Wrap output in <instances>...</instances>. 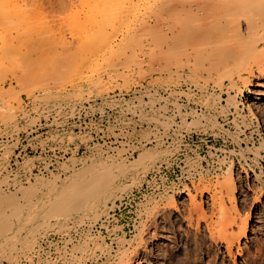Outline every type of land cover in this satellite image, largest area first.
<instances>
[{
    "label": "rangeland",
    "instance_id": "1",
    "mask_svg": "<svg viewBox=\"0 0 264 264\" xmlns=\"http://www.w3.org/2000/svg\"><path fill=\"white\" fill-rule=\"evenodd\" d=\"M174 1L0 0V135L16 130L21 110L70 109L55 92L67 90L81 78L89 80L97 75L102 81L99 80V85L96 83L100 87L97 86L98 93L85 95L73 105L111 90L130 97L129 103L123 104V117L115 128L119 132L116 139L95 143L81 157H70L56 171L47 174L24 175L32 166V156L23 158L7 173L1 172L0 162V193L17 194L18 188L39 181V177L52 180L53 175H58V181L70 172L62 164L79 166L96 155L118 156V159L112 158L116 162L124 157L122 160L128 162L136 159L138 152L149 150L155 154L147 167H142L144 170H126V174L118 175V183L125 188L116 194L137 191L136 206L140 215L131 236L116 235L117 247L104 264H115L120 248L126 249L130 264H180L186 253L190 262L195 259L203 264L208 258L213 259L214 264H264V41L256 38L262 34V24L259 23L247 38L245 20L240 18V29L250 40L245 42L243 37L226 46L229 52L237 54L232 59L236 64L232 78L217 81L208 75L209 68L218 64L215 59L220 47L215 39L211 44L210 40L209 44L206 40L197 43L204 48H194L193 44V49L190 45L186 50H179L170 45V35L175 30L171 32L169 25L174 17L171 18L169 8ZM195 2L199 0L190 4L191 9L198 7L195 8ZM181 13L174 15L178 17ZM230 31L227 33H236ZM129 33L133 39L126 43L123 39ZM155 35L164 39L166 35L167 39L165 42L161 39L158 46L153 41ZM119 44L135 62H126L130 64L129 69L123 67L127 64L121 65L123 69L117 65L123 75L127 72L125 79L107 60L120 53ZM195 49H209L211 54L195 56L191 53ZM103 82L107 83L106 87H101ZM44 99L53 106L43 104ZM247 102L259 115L258 124L244 110ZM132 149L134 155L129 157L127 151ZM228 173L234 187L232 194H226L219 187ZM213 190L221 195L217 201L223 202L225 214L236 218L232 226L228 220L220 221L213 230L236 233V221L249 217L245 233L231 246L233 256L227 255L223 238L216 236L214 240L208 236L207 223L218 215L212 204ZM37 192L36 195L45 193L46 187H39ZM109 202L107 200L106 206ZM53 227L42 233L61 231ZM138 232L140 238L134 236ZM88 234L98 247L86 253L75 246L77 255L89 258L99 250L110 256L103 236ZM42 235H37V243ZM82 238L83 233L77 243L82 242ZM22 250L0 247V264H38L39 258L29 261ZM15 257L18 263L12 261ZM47 264L56 263L50 259Z\"/></svg>",
    "mask_w": 264,
    "mask_h": 264
},
{
    "label": "bare ground",
    "instance_id": "2",
    "mask_svg": "<svg viewBox=\"0 0 264 264\" xmlns=\"http://www.w3.org/2000/svg\"><path fill=\"white\" fill-rule=\"evenodd\" d=\"M193 1L194 0L192 1L191 0H175L172 3L170 2L169 10L171 13L168 10H166L168 11V14L166 15L169 16V13H170L171 18L172 16H174L172 19L169 18L171 19V23L169 25L171 27V32L173 30H175L176 32L175 33L173 31L174 33H171L170 35V37L172 38V42H170L171 43L170 45L172 47L177 46L176 49H179V50H186V48L190 45H191L190 46L191 48L193 47L192 46L193 44H195L194 48L196 46L202 47L201 42L206 40L205 41L206 44L207 43L209 44V40H210V44H211V41L215 39V41L218 43L220 47L218 48L215 45L218 48L216 51L217 53L216 56L218 58L215 57L216 58L215 61H217L218 64L209 68L208 75L212 77V79H215L217 81H220L221 78L223 77L230 79L232 78V69L235 67V64H236V61L232 62V59H234V57H236L237 54L229 52L226 46L230 44V42L232 41H235V40L239 41L240 39H243V37L245 36L244 33H242L243 31L240 29L241 28L240 18L245 20V24H246L245 27L247 28L246 36L256 31L254 30V28H256V26H258L259 23H261L262 27L260 29H261L262 34L261 36L259 37L257 36L256 38L260 40L263 39L264 41V0H199V3L195 2V4L197 3L195 5V8L197 6L199 8L197 7L195 10L192 8L195 12H193L190 7V4L192 5ZM159 6L161 7L162 5L159 4ZM162 7H164L163 9H165L164 5ZM179 11H182L181 15H178V17L177 15L175 16L174 13L178 14ZM168 16H166V18ZM154 19L156 21V18ZM126 22L127 20L125 21V23ZM212 26L215 28L212 29L211 28ZM153 30L154 29H152V35L155 34L154 33L155 30L154 31ZM230 30H233L236 33L235 34L227 33V31H230ZM130 34L131 33L128 34L127 36L128 38L126 37L125 39H123L125 34L121 38L123 40H126L125 41L126 43L131 42L133 38L131 37ZM164 37L165 39H167L166 35ZM161 39L162 41L164 40V42L166 41L161 35L154 37L153 41H155L156 44L159 46L161 44ZM258 39L256 40V43ZM247 40L248 39H246L245 42H247ZM245 42H243V44ZM197 43H201L200 46L197 45ZM120 45L121 44H119V46ZM207 46L209 48L212 45L211 46L207 45ZM110 47L112 49V46ZM204 47L205 46L203 45L202 48ZM118 51H120L118 55L116 56L112 55V57H115L114 59L110 57L107 60L109 61L111 66L114 67L113 69L116 70V72L120 70V73H121L122 72L121 69H123L121 67L122 64L128 65L129 63H126L127 61L128 62L131 61V63L133 62L132 64H134L135 62L129 59L130 56L125 52V49L122 48L121 46L118 48ZM191 53L195 56L202 55L205 57L210 56L211 54V52H209V49L206 51L203 49H199V50L195 49ZM121 57H123V60H121ZM229 58L231 60H228ZM229 62H232V65H231L232 68L228 67L230 65L228 64ZM117 65L118 66L120 65L119 67H121V69L118 68ZM127 65L125 66L122 65V66L127 67V69H129L130 64L128 66ZM124 69L126 70V68ZM110 72H114V71H110ZM116 72H114L115 75H116ZM126 73L125 75L121 73L124 79L128 77ZM101 76H104V75L102 74ZM29 77L27 78V81ZM100 78L97 75H95V77H90L89 80H87L86 78H81V80H78L76 83L71 84L67 88V90L65 91L57 90L55 93L60 96L61 102L63 101L67 106L72 108L74 106L73 105L74 102L77 101L78 99H81L85 95L89 96L90 94H92V92H94L95 94L98 93V88H100L98 86L99 85L98 83H99V80L102 81ZM30 80H32V78H30ZM107 81L109 82L110 80H107ZM107 81H104V82H107ZM62 82H64V80H62ZM106 84L104 83V85L103 86L101 85V87H106ZM39 86H42V85L39 84ZM50 86H52V84H50ZM230 99L233 100V97L230 96ZM47 101L49 100L47 99L42 100L43 104L47 103V105L51 107L52 103L49 104ZM244 110L247 112V114L250 115L252 121L256 120L257 122H260L259 115L248 102L245 103ZM3 115H6V114H3ZM4 118L9 120L11 117L10 118L4 117ZM4 118H2V121ZM148 151L142 150L138 152L139 153L138 157L128 162H125L124 160H122L124 157L122 159L120 157L119 160L121 161V163H118L119 160H117L118 162L114 161V159L117 158L118 156L117 157L108 156L104 158L103 156L101 157L100 155H96V156L91 157L88 162L87 160H85L86 162L85 161L82 162V164L79 166L73 165L72 167H69L66 164H62V167L70 170V172L64 178L58 179V181L56 179L58 178V175H53L54 179L52 180H45L46 177H39L38 178L40 179L39 181H36L34 183L30 182L29 185L26 187H23L20 185L21 187L19 186L20 188H18L17 194H12L10 192H7L9 193L7 194L5 193L6 191H2L0 193V236L2 237V240H0V247H5L7 248V250L9 247L11 251L20 250L23 248L22 253L24 257L27 260L32 261L31 252L36 248V245L38 244L36 241L37 235H40V234L42 235L43 234L42 232L45 231L46 228L54 226V227H57L56 228L57 230L63 231L65 228L69 227V225L67 224L68 221L76 222V220L83 221L84 219H87L89 221L96 220L99 214L104 213L106 209L107 200L112 201L115 197L118 196L116 194L117 193L116 191H120L125 188V185L122 186V184L118 183V175L125 173L126 170L136 171L139 168L144 170V168L142 167L146 168L148 165L147 162L152 160L154 158L153 153L155 154V152L151 154ZM230 175L231 174L229 173L225 176L223 175L224 177L219 186L221 190H223L226 194H232L233 189H234L232 178ZM42 186L46 187V192L41 195H36V192L38 191L39 187H42ZM15 192L16 191H14V193ZM212 193L213 194L211 197H213V203H212L213 208L215 206V208L217 209L218 215L215 220L209 221L207 223L208 230H209L208 236L212 239L214 238L216 239V236L223 238L225 240L224 246H225L227 255L233 256L231 246L233 245L234 240L238 239V237L240 236H243V234L245 233L246 227L248 225L249 217H244L242 220L239 219L240 221L238 220L236 221L237 222V224L235 225L236 231H237L236 233H232V231L231 232H220V230H213L214 227H217L216 224H218V222L220 221L228 220V223L230 222L229 225L231 224L232 226L233 222H235L234 221L235 217H232V216L230 217L229 213L225 214L227 210L224 209L225 207L223 205V202L221 200L217 201L221 195H216L217 193L216 191ZM230 198L231 196L229 197V199ZM196 205H198V203ZM199 206H201V204ZM232 208L235 212H237V208L235 204L232 205ZM15 221H16V224L13 223ZM195 231H197V228ZM216 232H219V233H216ZM139 234L140 233L138 232L134 236H139ZM150 237L151 238L155 237V234L152 233ZM199 242H201V240ZM75 246L76 247L80 246L81 250L83 249L86 251V253H90L93 251L94 248L98 247V244L92 238V236L89 235L87 231H85L83 233L82 242L80 240V242L77 243ZM1 250L3 249L1 248ZM239 250L240 249H238V252H240ZM17 258L18 257H15L14 259H12V261H14L15 263H18L19 259ZM189 259H190L189 254L186 253L185 258L182 260L180 264H189V263L203 264L195 259L194 260L191 259V262H190ZM115 260H116L115 264H130V261L128 262V257H126V249L120 248L118 257ZM48 262H50V260L46 258V259H38L37 263L47 264ZM205 264H214V260L211 258H208Z\"/></svg>",
    "mask_w": 264,
    "mask_h": 264
},
{
    "label": "built area",
    "instance_id": "3",
    "mask_svg": "<svg viewBox=\"0 0 264 264\" xmlns=\"http://www.w3.org/2000/svg\"><path fill=\"white\" fill-rule=\"evenodd\" d=\"M129 101L130 97L126 98L123 92L111 90L82 100L72 109L21 110L16 130L0 135L1 172L11 171L23 158L32 156V166L29 171H24V175L47 174L56 171L70 157H81L95 143L116 139L119 132L115 128L119 118L123 117V104ZM127 153L132 157L134 150ZM138 198L137 191L120 193L96 220L74 222L64 231L43 234L31 252L32 261L48 258L56 264L108 262L117 247L116 235L129 237L135 232L140 215L136 206ZM85 231L103 236L110 256L96 250L93 257H79L75 244Z\"/></svg>",
    "mask_w": 264,
    "mask_h": 264
}]
</instances>
